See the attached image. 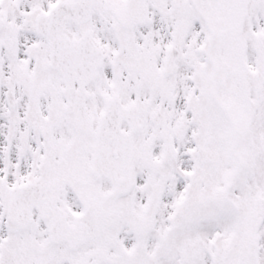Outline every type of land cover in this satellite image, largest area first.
Returning a JSON list of instances; mask_svg holds the SVG:
<instances>
[{
  "label": "snow or ice",
  "instance_id": "6c2138e0",
  "mask_svg": "<svg viewBox=\"0 0 264 264\" xmlns=\"http://www.w3.org/2000/svg\"><path fill=\"white\" fill-rule=\"evenodd\" d=\"M0 264H264V0H0Z\"/></svg>",
  "mask_w": 264,
  "mask_h": 264
}]
</instances>
